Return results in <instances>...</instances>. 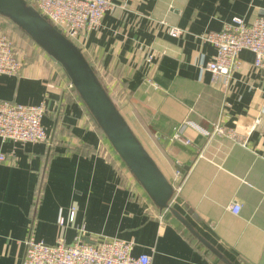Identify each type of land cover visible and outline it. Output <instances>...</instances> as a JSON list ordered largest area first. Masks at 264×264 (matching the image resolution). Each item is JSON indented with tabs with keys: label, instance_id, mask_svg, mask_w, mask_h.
<instances>
[{
	"label": "crops",
	"instance_id": "crops-1",
	"mask_svg": "<svg viewBox=\"0 0 264 264\" xmlns=\"http://www.w3.org/2000/svg\"><path fill=\"white\" fill-rule=\"evenodd\" d=\"M113 1L125 5L73 41L173 185L171 207L155 203L66 72L19 29L24 66L0 73V98L46 99L49 139L0 137V264H22L29 235L133 240V253L150 254L153 264H264V71L249 49L227 84L203 68L216 54L205 33L236 16L252 21L264 0ZM6 20L0 15V33ZM218 121L239 139L212 135ZM180 127L188 144L172 137ZM236 201L238 213L230 209Z\"/></svg>",
	"mask_w": 264,
	"mask_h": 264
},
{
	"label": "built area",
	"instance_id": "built-area-1",
	"mask_svg": "<svg viewBox=\"0 0 264 264\" xmlns=\"http://www.w3.org/2000/svg\"><path fill=\"white\" fill-rule=\"evenodd\" d=\"M49 21L57 25L63 33L73 40L83 31L98 27L104 15L124 3L113 0H31L30 1ZM172 34L182 33L179 26H172ZM204 39L216 47V54L205 65L204 69L212 72L214 82L227 84L233 71L240 65V52L251 50L255 55L254 64L264 71V9L260 15L250 22L236 16L220 30L205 33ZM24 66V58L18 51L14 39L7 33H0V73L18 74ZM69 87L74 88L69 82ZM47 111V101L38 104H27L15 100L0 98V137L15 141H47L49 136L43 124ZM261 118L256 119V124ZM237 138L235 128L216 122L212 135ZM173 139L188 144L181 127L175 130ZM247 141V135L243 143ZM7 155L0 152V160ZM241 203L233 202L230 209L238 213ZM75 208L70 220H73ZM59 222L65 219L60 217ZM26 251L22 264H153L148 253L135 255V242L118 237L105 238L97 242H89L78 237L73 242L59 238L56 243H47L29 235L25 239Z\"/></svg>",
	"mask_w": 264,
	"mask_h": 264
},
{
	"label": "water",
	"instance_id": "water-1",
	"mask_svg": "<svg viewBox=\"0 0 264 264\" xmlns=\"http://www.w3.org/2000/svg\"><path fill=\"white\" fill-rule=\"evenodd\" d=\"M0 14L11 19L58 62L137 180L160 208L171 207L170 201L174 197L173 185L136 136L81 47L28 0H0ZM174 212L207 243L179 212Z\"/></svg>",
	"mask_w": 264,
	"mask_h": 264
},
{
	"label": "rangeland",
	"instance_id": "rangeland-1",
	"mask_svg": "<svg viewBox=\"0 0 264 264\" xmlns=\"http://www.w3.org/2000/svg\"><path fill=\"white\" fill-rule=\"evenodd\" d=\"M7 21V20H6ZM19 27L17 26V25H15L13 22H11V20H8L7 21V25H4L2 28H1V30H3V32L4 33H7V34H9V35H11V37L14 39V41H15V44H16V46H17V49H18V51H21L22 53H23V50L25 49V47H24V45L23 44H25V41L21 38V36H20V31H19ZM21 30V29H20ZM70 39H72V38H70ZM73 40V39H72ZM75 40V39H74ZM23 49V50H22ZM46 55H48V54H46ZM48 57H49V55H48ZM55 64L58 66V67H60L61 68V66L57 63V62H55ZM62 70V72L64 71L63 70V68H61ZM96 71V70H95ZM98 71H96V73H97ZM62 74H64V73H62ZM97 75H98V73H97ZM64 76V75H63ZM98 77H99V79L101 80V82H102V79H101V77L98 75ZM68 78V77H67ZM66 79V78H65ZM102 84L104 85V83L102 82ZM104 86H106V85H104ZM106 89H107V87H106ZM108 91V90H107Z\"/></svg>",
	"mask_w": 264,
	"mask_h": 264
},
{
	"label": "trees",
	"instance_id": "trees-1",
	"mask_svg": "<svg viewBox=\"0 0 264 264\" xmlns=\"http://www.w3.org/2000/svg\"><path fill=\"white\" fill-rule=\"evenodd\" d=\"M1 15V14H0ZM2 17H5V16H3V15H1ZM5 18H7V17H5ZM7 19H9V18H7ZM9 20H11V19H9ZM12 21V20H11ZM13 22V21H12ZM14 23V22H13ZM15 24V23H14ZM17 25V24H16ZM18 26V25H17ZM19 27V26H18ZM21 31L25 34V35H27V36H29L28 34H26L22 29H21ZM30 37V36H29Z\"/></svg>",
	"mask_w": 264,
	"mask_h": 264
}]
</instances>
